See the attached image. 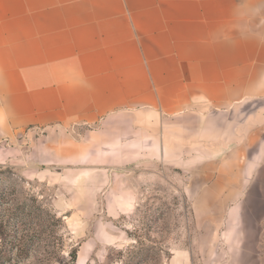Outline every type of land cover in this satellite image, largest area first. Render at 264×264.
Returning a JSON list of instances; mask_svg holds the SVG:
<instances>
[{
	"label": "crops",
	"instance_id": "0c3cea01",
	"mask_svg": "<svg viewBox=\"0 0 264 264\" xmlns=\"http://www.w3.org/2000/svg\"><path fill=\"white\" fill-rule=\"evenodd\" d=\"M50 129L73 172L232 175L264 251V0H0V143Z\"/></svg>",
	"mask_w": 264,
	"mask_h": 264
},
{
	"label": "rangeland",
	"instance_id": "374dc122",
	"mask_svg": "<svg viewBox=\"0 0 264 264\" xmlns=\"http://www.w3.org/2000/svg\"><path fill=\"white\" fill-rule=\"evenodd\" d=\"M75 132L68 129L67 140ZM45 134L0 143V231L8 238L0 239V264H54L60 255L69 261L72 251L76 264H263L261 240L249 235L258 227L253 204L248 219L226 218V198L245 190L229 186L232 175L205 186L215 174L210 164L200 172L161 164L124 175L102 167L73 172L53 164L61 139L54 140L53 129ZM20 206L42 226L15 223L11 215Z\"/></svg>",
	"mask_w": 264,
	"mask_h": 264
},
{
	"label": "trees",
	"instance_id": "16d2710c",
	"mask_svg": "<svg viewBox=\"0 0 264 264\" xmlns=\"http://www.w3.org/2000/svg\"><path fill=\"white\" fill-rule=\"evenodd\" d=\"M2 195H3V190L0 191V202L1 203L4 202L2 199ZM19 209H20L19 212L16 211L17 213L15 212L14 214L11 215V219L15 220V223L23 221V222H30L33 224L35 223V225H37L38 227L42 226V223H40V220L38 219V217H36L32 214V211L28 210L24 206H20ZM41 212H42V215L43 214L45 215V218H51V219L54 218V216L51 213H49L48 211L41 209ZM5 230H6V228H5ZM0 239L4 243L8 239L6 236V233L0 231ZM29 250H30V248L26 249L25 254H28ZM70 254H72V255H71V258L69 261H66L60 255V257H58L59 259H56L54 261V264H76L75 263V260H76L75 251L70 252Z\"/></svg>",
	"mask_w": 264,
	"mask_h": 264
}]
</instances>
